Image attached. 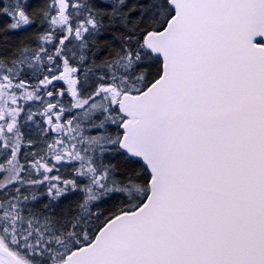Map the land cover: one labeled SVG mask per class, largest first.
Returning a JSON list of instances; mask_svg holds the SVG:
<instances>
[{"label": "snow or ice", "instance_id": "snow-or-ice-1", "mask_svg": "<svg viewBox=\"0 0 264 264\" xmlns=\"http://www.w3.org/2000/svg\"><path fill=\"white\" fill-rule=\"evenodd\" d=\"M0 264H264V0H0Z\"/></svg>", "mask_w": 264, "mask_h": 264}]
</instances>
